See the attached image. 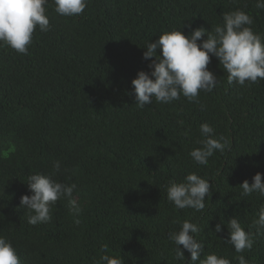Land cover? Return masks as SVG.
<instances>
[{
  "label": "trees",
  "instance_id": "16d2710c",
  "mask_svg": "<svg viewBox=\"0 0 264 264\" xmlns=\"http://www.w3.org/2000/svg\"><path fill=\"white\" fill-rule=\"evenodd\" d=\"M255 4L88 0L83 14L61 17L49 0L50 30L36 29L28 54L0 46V236L10 240L21 264H94L104 244L123 264H187L190 253L184 251L186 261L175 260L168 239L183 220L201 229V258L214 252L231 264H238L239 255L248 264H264V235L250 228L264 197H241L239 187L258 172L264 182V80L229 84L211 57L208 68L219 82L211 93L200 92V104L181 96L143 109L135 105L131 83L139 71H150L154 58H143L145 47L164 32L211 31L224 13L239 9L264 36V9ZM203 123L213 127L214 138L228 141L207 166L188 155L200 146ZM55 161L60 172L54 173ZM192 172L212 185L202 213L167 200L168 182H183ZM37 173L77 185L79 225L66 201H57L51 222L27 223L20 198L31 194L28 176ZM234 216L254 234L252 249L243 253L224 241L225 225L215 232L221 218Z\"/></svg>",
  "mask_w": 264,
  "mask_h": 264
},
{
  "label": "clouds",
  "instance_id": "9594fccd",
  "mask_svg": "<svg viewBox=\"0 0 264 264\" xmlns=\"http://www.w3.org/2000/svg\"><path fill=\"white\" fill-rule=\"evenodd\" d=\"M48 3L49 0H0V46H8L18 54H28L36 29L43 33L50 30ZM87 3L88 0H52L55 13L61 17L83 14ZM255 7L264 9V0H256ZM253 24L254 19L249 14L237 9L224 13L222 23L212 27L211 31L200 27L185 35L181 30H173L164 32L155 42L147 43L143 58L154 59L148 65L150 71H139L131 81L135 105L143 109L153 101L171 104L181 96L200 104V92L211 93L219 82L208 68L211 57L218 59L229 84L245 86L264 80V36L253 31ZM186 27L191 28V25ZM205 35L207 39H202ZM201 110H204L202 104ZM199 130L203 138L196 143L200 146L193 148L188 155L196 165L207 166L216 151L223 153L228 148V141L223 135L214 138V129L207 123L201 124ZM53 169L54 173L60 172V161L53 163ZM252 181L249 184L245 180L239 185L241 197L253 194L264 197L262 174L256 173ZM27 186L31 194L22 195L19 206L27 212L28 224L35 226L51 222L57 201H66L73 222L80 224L78 217L83 209L74 196L77 191L75 183L65 184L55 180L53 175L37 173L28 176ZM165 187L167 200L180 210L192 209L202 213L206 208V197L212 195L210 180L195 172L188 173L183 182L170 180ZM178 223L179 230L168 233V239L175 245V260L186 261V250L190 253L187 264H231L230 260L214 252L201 258L204 245L196 238L201 231L199 225L190 220ZM222 224L228 230V238L224 241L232 245L236 253L252 249L254 234L242 227L237 216L227 221L221 218V223L215 226L216 233L222 231ZM250 228H255L256 236L264 235V206L252 219ZM237 259L238 264H248L243 255ZM0 264H21L12 243L5 236H0ZM94 264H123V260L109 255L108 245L104 244Z\"/></svg>",
  "mask_w": 264,
  "mask_h": 264
}]
</instances>
